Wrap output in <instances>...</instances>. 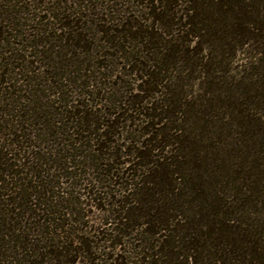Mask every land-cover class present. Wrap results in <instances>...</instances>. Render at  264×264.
<instances>
[{"label":"trees","instance_id":"obj_1","mask_svg":"<svg viewBox=\"0 0 264 264\" xmlns=\"http://www.w3.org/2000/svg\"><path fill=\"white\" fill-rule=\"evenodd\" d=\"M12 4L0 0V15L20 17ZM41 9L32 19L43 37L27 47L46 53L44 38L56 35L90 52L84 31L95 26L103 59L119 61L99 64L101 76L85 68V85L114 76L121 87L124 73L135 88L106 98L113 108L102 113L65 102L58 86L57 115L69 118L47 116L41 135L23 114L27 99L38 103L32 69L2 49L0 264H264V0H61L56 13ZM11 35L0 28V47ZM246 48L255 54L238 63ZM83 196L103 213L87 229L77 226L89 217Z\"/></svg>","mask_w":264,"mask_h":264},{"label":"rangeland","instance_id":"obj_2","mask_svg":"<svg viewBox=\"0 0 264 264\" xmlns=\"http://www.w3.org/2000/svg\"><path fill=\"white\" fill-rule=\"evenodd\" d=\"M13 1V6L16 5L19 7V11H17L20 14V17H17L15 20H13V17H6L7 15H0V28H4L8 32L10 31L12 33L10 39L11 43H1L0 47V54L2 52L3 48H13V51L15 52V55L18 57V59L11 60L14 64H20L25 57L27 60V64L31 67V75L34 76L36 82L33 83L34 85V100H38V103H36L37 107V113L34 116V108H36L33 103L31 102V105L29 104V100H26V105H27V110L23 111V114H25L29 119H27V123L31 124L33 130H38L37 133H40L41 135L44 134L41 130L44 129L45 122L51 121L53 117L55 118H61L64 120H67L70 115V113L66 114H58L57 111L61 112L64 107V99H62L58 93L57 89L58 86H61L63 91L65 93L69 91L68 95L66 94L65 97V102L71 99L77 100L73 101L74 105L78 101H85L86 103L89 104L88 108L95 110H101L102 113L108 112L110 109L112 110L113 106L112 103L110 102V99L106 101V98H111L115 96H120L124 92H126L125 89H133L135 88L134 80L132 77L123 74H117L116 75L119 77V80H125L128 83H125L126 85H121V87H118V84L116 82L115 77L113 76L112 79L109 81H106L107 84H100L96 83L95 89L92 88V86L88 87L85 85V82H88L89 79L85 74H88V72H85V68L90 69V71L97 72V76H101V73H104L103 70L97 69L98 65H105L107 64H112L114 67L117 64L118 59H114L112 62H109L107 59H103L102 53H108L109 51L107 48H105L104 43L102 42L100 38V34L97 33L96 27H90L92 29L89 30L88 26L85 27L84 35H86V38L88 42L84 43L85 48H89L92 46V50L90 52L85 51L87 49H81V48H74L73 44H77L78 39H72L71 42H67L65 40L61 42V40L56 39V35L51 36L49 39L44 38L45 41H47L46 45L48 51L46 53H39L38 50L32 49L30 47V44L32 43L31 41L34 39L36 30L34 31V26H39L38 24L36 25V21H33L32 18H35L33 14H43L41 8L49 7L51 10H55V13L57 12V9H54V7L59 6V2L61 0H27L30 2V9L28 11V6H26L25 0H9ZM75 1H80V0H75ZM96 3L100 4L102 3L103 0H94ZM12 7V6H10ZM1 8V7H0ZM53 12V11H51ZM5 18V19H4ZM3 22V23H2ZM149 23V21H148ZM52 33L55 34V32L52 30ZM8 34V33H7ZM34 34V35H33ZM42 34V33H40ZM82 34V36H84ZM9 36V34H8ZM43 36H40L39 34L36 35L35 38H41ZM15 42V43H14ZM14 43V44H12ZM70 43V44H67ZM69 45V46H67ZM25 46V47H24ZM52 48V49H51ZM250 53L255 54L254 51L243 49V51L238 55L237 60L238 63L242 62L243 60H246L247 57L250 55ZM32 64V65H31ZM82 66V71H77V68L79 66ZM112 67V68H114ZM105 73H109L108 71H105ZM57 75L61 76L60 80ZM78 76V78H76ZM67 78V79H66ZM66 79V81H64ZM61 83L63 81L65 85H57V81ZM118 80V82H119ZM90 82V81H89ZM39 88H38V87ZM63 86V87H62ZM86 92H91L92 96L90 97V101L86 99L85 93ZM25 93V92H23ZM34 93H26L28 94H34ZM38 94L40 95L39 99L37 96ZM9 95V94H7ZM32 96V95H29ZM48 96V101L45 99V97ZM62 96V94H61ZM89 98V97H87ZM56 102H53L55 101ZM87 100V101H86ZM48 102V104L46 103ZM25 103L23 102V105ZM93 105V106H91ZM111 107V108H110ZM47 116H49L50 119L47 120ZM47 120V121H46ZM71 120V119H70ZM128 128V127H127ZM129 129V128H128ZM126 130V129H125ZM126 132V131H125ZM43 140L47 137L42 136ZM51 143V142H47ZM43 147H49L47 144L44 146V144L41 145V149ZM50 148V147H49ZM44 150V149H43ZM42 152V150H41ZM50 152V151H49ZM77 152V151H76ZM48 152L42 153L43 156L48 158ZM51 153V152H50ZM47 155V156H46ZM80 160V159H78ZM63 163V168L62 172L66 174L68 171H72L68 167L69 163L66 164L65 162ZM66 165V166H65ZM70 166H75L74 163L73 165ZM68 167V168H67ZM75 167H73V170ZM92 177V176H91ZM86 178V177H85ZM62 181L60 182V185L62 187H66L67 182L70 180L67 179L66 176L61 179ZM64 184H63V183ZM88 183L85 181L86 184ZM118 189V187H117ZM119 190V189H118ZM78 192V191H77ZM77 195V193H76ZM83 201L82 205V210L84 214L88 215L89 217H86L84 220V224H77L79 228H84L87 229L88 225H97L101 216L103 213L99 211L95 203L92 202L90 197L85 198L84 196L81 199ZM96 204H98L96 202ZM102 204H107L103 201ZM105 208V207H104ZM112 208V207H111ZM102 219V218H101ZM102 222V221H101ZM81 262H84L82 259ZM84 264V263H80Z\"/></svg>","mask_w":264,"mask_h":264}]
</instances>
